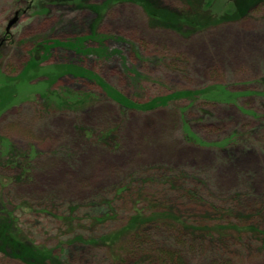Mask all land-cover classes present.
<instances>
[{
    "label": "rangeland",
    "instance_id": "obj_1",
    "mask_svg": "<svg viewBox=\"0 0 264 264\" xmlns=\"http://www.w3.org/2000/svg\"><path fill=\"white\" fill-rule=\"evenodd\" d=\"M154 1L184 9L177 0ZM29 2L31 5L32 0H0V136L18 151L32 153L34 149L41 154L31 184L12 188L11 195V189L2 192L9 208L13 206L10 198L14 204L28 203L31 212L18 215L21 229L28 230L37 243L47 240L51 247L60 241L67 245L65 242L79 236L108 233L124 224L134 209L148 207L146 199L158 189L169 190L162 178L169 167L191 169L210 180L208 188L200 189L208 202L205 208L197 205L198 212L191 213L193 219L248 225L251 220L245 213L256 203L248 210L242 208V213L230 211L226 202L240 193L257 199L264 196V7L244 21L184 37L151 30L141 9L129 4L112 3L96 13L73 6L75 0L51 1L44 10L38 0L31 6ZM102 3L89 0L95 6ZM18 11L16 23L6 32L8 21ZM91 31L108 37L102 54L84 56L56 48L46 61L23 71L30 57H38L31 52L36 43L88 36ZM200 44L205 59L191 50L192 45ZM99 46L92 39L85 43L88 49ZM68 64L93 72L135 103L211 85L225 86L236 99L231 104L184 99L147 114L127 111L110 101L95 82L65 74L50 79L61 72L58 67ZM185 127L209 147L186 140ZM78 129L93 133L80 147L73 145L78 143ZM103 133L112 136L98 142ZM150 151H157L158 156L150 157ZM181 151L188 156L177 160ZM244 158L251 159L254 166L243 165ZM56 173H62L57 182ZM143 173H150L152 180L147 181ZM121 183L127 185L126 191L118 194L116 186ZM48 194L67 201L59 212L65 219L38 213L47 206L43 202ZM100 198L101 203L109 204V212L103 216L99 207L92 206ZM234 231L228 235L234 243L231 249L248 257L246 264H264L262 238L257 236L260 239L254 241L246 234L247 238L240 239ZM249 239L250 249H246ZM119 240L110 256L102 248L106 261L122 264L129 237ZM78 243L73 246H80ZM195 258L194 264H203V258ZM145 259L146 255L137 258L140 262ZM0 264L14 263L0 258ZM124 264L133 263L126 259Z\"/></svg>",
    "mask_w": 264,
    "mask_h": 264
},
{
    "label": "trees",
    "instance_id": "obj_2",
    "mask_svg": "<svg viewBox=\"0 0 264 264\" xmlns=\"http://www.w3.org/2000/svg\"><path fill=\"white\" fill-rule=\"evenodd\" d=\"M35 1L37 0H32L31 4ZM51 1L55 2V0H38V6L44 10L45 5ZM177 1L184 6L183 10L168 7L154 0H103L101 6L89 4V0H75L73 6L80 10L89 9L99 13L100 10L107 9L112 3L133 5L140 8L144 13L151 30L170 31L184 37L219 26L244 21L251 17L255 11L264 7V0H227L224 4L220 0ZM90 39L97 41L100 46L96 49L86 48L85 43L90 41ZM106 40H108L107 36L91 31L88 36L76 37L65 41L53 40L48 44L44 42L36 43L31 52L32 54L37 52L38 57H30L25 63L26 66L23 71L29 67L37 66L40 61H46L52 49L56 48L73 51L72 53L74 54L84 56L102 54L107 49L104 45ZM217 41L221 45L225 43L221 42L220 37H218ZM201 48L205 54V49L202 45ZM57 69L61 70V72L55 73L50 79L65 74L75 78H83L92 83L95 82L94 84L105 92V96L113 103L119 105L121 109L143 114L167 109L170 104L184 99H188V101L199 99L209 104H231L236 99L235 94L228 92L225 86L211 85L202 89L174 92L166 96L152 98L145 103H135L87 69L73 64L58 67ZM78 104H80L79 99ZM63 105L68 106L66 104ZM77 108H83V106ZM76 131L78 132H76L78 143H73L76 147L84 145L85 140L91 139L93 134L92 131L83 129ZM184 135L185 139L190 141L191 144L209 147L199 137L190 133L186 127ZM111 136L112 133H103L97 140L98 142L105 141ZM224 146H227V143ZM65 154H68V152L64 153V156ZM40 156L41 154L34 149L32 153L18 151L10 140L0 136V254L2 255L0 258L3 261L4 258H7L14 264H94L93 262L97 260L98 264H118L115 260H113L114 262L106 261L102 248L110 256L113 246L120 241L119 239L126 236L129 237L127 244L128 253L124 254L122 264H124L126 259L133 264H143V262L145 264H194L195 256L203 258V264H246L245 260L248 257L241 256L231 249V244L234 243L228 238L230 230H235L234 233L240 239L247 238L246 234H250L251 239L254 241L262 238L260 240L264 242V196H258L259 198L257 199L252 195H241L240 193L234 201H225L230 211L240 210L245 213L244 210L255 206L248 210L249 213H245L249 214L251 220L246 226L201 222L193 219V214L198 212L197 205L205 208L208 200L202 195L200 189L208 188L210 180L204 174L195 173L191 169L190 171L175 170L169 167L166 168L165 175L162 177L166 178L165 184H169V190L165 187L158 189L154 196L152 195L149 200L146 199V206L148 205V207L134 209L133 214L120 227L93 237L84 238L79 236L77 239L65 242L67 245L64 246L62 245L63 241L58 242L54 247H51L45 239L37 243L30 237L32 234L28 230H23L19 226L18 215L24 214V211L31 212L28 203L21 201L20 204H14L15 202L10 198L13 206L9 208L2 192L11 189V195L15 192L12 188L16 190L18 185L31 184L32 171L39 168ZM243 161L242 164L245 166H254L253 161ZM143 175L147 178V181L152 180L150 173H143ZM159 180L155 179L153 181ZM126 187V184H119L116 186L117 193L122 194L126 191ZM152 188L155 189L157 187L153 186ZM43 191L48 192L45 189ZM49 195L51 194H48L43 202L47 206L39 208L38 213L52 215L60 220L65 219V216H61L59 212L65 209L63 206H67V201L64 199L57 201L58 198ZM240 196L242 197L240 198ZM102 200L100 198L99 201L94 202V205L92 204L93 207H99L101 216L109 212V204L101 203ZM253 201L256 204L251 206ZM17 211L19 213L16 214L15 212ZM37 221L38 218L36 219V224ZM33 228L35 229L34 226ZM251 239L246 242V249H250L248 244ZM149 241H151L150 244H148ZM76 242L81 245L73 246ZM55 248H59L57 253ZM118 248L119 246L116 247V250ZM137 251H140L137 253L138 256L146 255V259L143 262L137 260ZM118 252L121 251L119 250Z\"/></svg>",
    "mask_w": 264,
    "mask_h": 264
},
{
    "label": "bare ground",
    "instance_id": "obj_3",
    "mask_svg": "<svg viewBox=\"0 0 264 264\" xmlns=\"http://www.w3.org/2000/svg\"><path fill=\"white\" fill-rule=\"evenodd\" d=\"M237 42L238 41H233V44H237ZM191 50L198 56V57H200V58H206L205 57V54H204V52H203V50H202V48L200 47V46H198V45H192L191 46ZM100 111V110H99ZM98 111V112H99ZM149 156L150 157H153V158H156L157 156H158V152L157 151H150L149 152ZM188 156V153H186V152H183V151H181V152H178L177 153V155H176V158H177V160H182L183 158H186ZM245 159V158H244ZM252 160H247V159H245V161H243V162H251ZM62 173H56L55 175H54V180L57 182V181H59L60 180V178H61V175Z\"/></svg>",
    "mask_w": 264,
    "mask_h": 264
},
{
    "label": "water",
    "instance_id": "obj_4",
    "mask_svg": "<svg viewBox=\"0 0 264 264\" xmlns=\"http://www.w3.org/2000/svg\"><path fill=\"white\" fill-rule=\"evenodd\" d=\"M18 19V13L15 12V14L13 15V17L8 21L5 31L7 32L17 21Z\"/></svg>",
    "mask_w": 264,
    "mask_h": 264
},
{
    "label": "flooded vegetation",
    "instance_id": "obj_5",
    "mask_svg": "<svg viewBox=\"0 0 264 264\" xmlns=\"http://www.w3.org/2000/svg\"><path fill=\"white\" fill-rule=\"evenodd\" d=\"M30 1H31V0H30ZM28 5H30V2H29V4H28ZM31 5H32V4H31ZM31 5H30V6H31ZM19 12H20V11H18V14H19Z\"/></svg>",
    "mask_w": 264,
    "mask_h": 264
}]
</instances>
